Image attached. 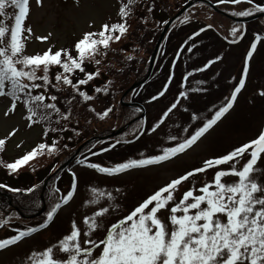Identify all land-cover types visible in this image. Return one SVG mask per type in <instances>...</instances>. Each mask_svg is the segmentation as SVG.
<instances>
[{
  "label": "rangeland",
  "instance_id": "obj_1",
  "mask_svg": "<svg viewBox=\"0 0 264 264\" xmlns=\"http://www.w3.org/2000/svg\"><path fill=\"white\" fill-rule=\"evenodd\" d=\"M182 1L185 0H174L173 4L176 7L177 5L181 6ZM190 1L194 0H188L187 3ZM254 2L261 6L264 5V0H254ZM218 7V10H215L207 4L197 3L195 7L182 14L164 35L149 80L128 92L131 86L139 83L148 71L149 61L162 32V29L156 26L155 32L148 38L145 48H142L137 56L142 60V63L139 64L141 70L139 78L142 79L133 82L126 90L117 94L115 99L94 95L93 100L86 102L88 108L95 109V111L89 112V117L84 119L85 121H82V118H77L80 121V123L77 121L80 128L82 126L84 130L80 139L85 141L93 137L96 139L83 146H78L81 148L76 156V149L70 154V148L64 154L53 153L50 156H42L37 160L35 167L25 168L26 170L18 171V173L9 174L4 167L0 168V182H7L12 186L15 185L14 187L27 189L30 187L29 184L38 186L36 181L39 178L42 179L41 187L37 191L41 198L38 204L33 205L34 212L25 213L18 208L19 205L24 208L28 207L30 202L26 199L27 192L19 191L17 195H11L0 191V221L7 220L6 224L0 226V239L10 238L17 231H23L39 223L40 220L36 217L39 215L42 217L51 205L53 177L63 174V189L65 190L63 194H66L71 188L72 174L74 173L78 177V185L73 198L67 205H62L49 226L33 233L17 245L0 250V264H26L27 257L31 252L41 251L66 235L70 231L73 220L83 231V218L92 215L98 207L108 204L105 198L97 206H86V201L92 198L90 191L92 188L115 196L113 203L118 205V211L110 212L103 221L105 226H110L127 215L147 195L169 179L200 166L206 158L225 154L233 147L254 139L261 129H264V97L259 95L264 91V40H260L249 61L245 86L237 95L232 109L186 154H181L162 165L133 169L114 177L103 176L85 167L87 163L110 167L129 159H140L142 158L141 154L145 157L158 154L160 148L169 146L167 140L169 135H190L197 127L202 126L206 118L212 116L210 114H213L216 108L225 102L226 97L230 96L233 86L238 84L243 73L244 58L254 40L253 34L264 35V16L250 22L245 28V34H241L237 39L239 40L244 35L245 37L238 44L232 46L229 44L235 43H230L233 37L229 33L233 26H238V22L234 23L228 20L221 12L233 18H245L234 16L231 13L242 11L250 5L246 3L240 5L219 4ZM174 9L175 7L172 9V13ZM118 11L119 5L116 0H42L40 7L36 5V0H30V14L26 18L25 26L31 28L32 35L27 39L25 54H43L49 48L52 51L72 50L75 42L81 38L83 33L98 32L104 23L121 22ZM182 21L184 22L182 23ZM90 24L92 27H89ZM162 24L160 25L162 26ZM207 25H211V28H207ZM202 27L206 30L200 32L199 36H194L193 34L199 32ZM215 31L220 32L221 35H216ZM45 36L48 37L47 40L36 39V37ZM190 36L193 37L191 40ZM224 38L229 39V44L225 42ZM72 54L75 55V52L73 51ZM218 56L221 57L220 60H216ZM210 60H216V62L203 72L197 71ZM190 72L193 75L185 79L187 73ZM170 76L171 82L169 83ZM166 83H168V91L165 96L150 103L151 97L156 95ZM181 91L186 93L187 99L180 98L178 110H174L170 118L155 133L149 134L144 131L134 143L112 147L116 140L133 139L140 129V110L135 111V108L121 105L120 99H123L124 104L141 103L147 118L145 129H150L158 121L163 111L176 101ZM9 105L10 101L7 98L0 97V139L8 137V133L13 129H18L13 136L6 140L5 150L0 152L3 166L5 158L7 162H11L36 143L46 141L41 137L44 131L40 125H34L32 128L27 127L26 121L23 119L22 106H18L14 114L5 118L3 113ZM106 108H111L112 111L104 120L99 119L97 114ZM193 114L198 117L195 121L192 119ZM127 122L132 123L126 132L121 133V128ZM184 128H188L189 132L184 133ZM117 130H120V134L112 135ZM110 134L111 136L108 138L111 139L96 143L98 137ZM78 135L76 134V136ZM18 144L20 147H17ZM101 145L108 151H103L100 148ZM82 150L87 152L83 155H87L91 160H87V162L82 160L83 164L75 162L76 167L67 172L59 170V167L65 165L69 159L74 162ZM93 153H98V155H93ZM257 166L261 172L254 178L264 184V159L258 161ZM213 175L214 171L209 170L207 174H198L193 180L185 182L175 194L177 201L183 192L193 184L198 188L204 181H211ZM7 178H11L9 181L15 179L17 183L12 184ZM235 179L226 177L225 181L232 183ZM24 180L29 183L25 184ZM116 189L120 191L117 192ZM14 209H18V212H15ZM167 215L168 213L164 211L160 213L166 223ZM169 227L171 226L169 225ZM103 235V231H97L93 235V239L101 238ZM57 255L60 254L57 253Z\"/></svg>",
  "mask_w": 264,
  "mask_h": 264
},
{
  "label": "snow or ice",
  "instance_id": "obj_2",
  "mask_svg": "<svg viewBox=\"0 0 264 264\" xmlns=\"http://www.w3.org/2000/svg\"><path fill=\"white\" fill-rule=\"evenodd\" d=\"M135 3L136 0H122L118 11L121 22L104 23L98 32L83 33L72 50L52 51L49 48L43 54L26 55V42L32 35L31 28L25 26L26 18L30 14V0H0V97L10 101L3 113L4 117L14 114L17 107L22 106L23 119L28 128L44 125L45 137L49 133L65 131L61 121H69L70 110L64 112L58 107L59 98L51 94V89L56 92L71 89L69 94H75L73 98L78 96L84 102L93 100V96L81 91L80 86L93 80L98 73L86 72L83 65L86 61L99 65L100 60L96 57L106 55L111 43L120 41L127 33V18ZM218 3L250 5L242 11L231 13L234 16L248 17L255 13H264V6L254 0H218ZM36 5L42 6V0H36ZM8 9L13 11L9 13ZM9 20L12 21L10 25L7 23ZM207 28H211V25H207ZM205 30L202 27L193 35L199 36ZM241 33L242 27L233 26L229 33L233 37L230 43H237ZM192 38L189 37L190 40ZM36 39L44 41L48 37ZM261 39L260 35H256L251 43L244 58L243 73L238 84L233 86L230 96L216 108L210 119H206L190 135H169V146L160 148L158 154L152 156L145 157L141 154L140 159H129L110 167L97 163H87L85 167L103 176L114 177L129 170L162 165L186 154L232 109L237 95L245 86L249 61ZM73 51L75 55L72 54ZM220 59L221 57H216V60ZM216 60L208 61L197 71L203 72ZM53 67L60 69L54 75V83L53 78H50ZM77 71L83 73L84 78L77 79L74 83L72 76ZM191 75L193 73H187L185 79ZM168 81L171 82V76ZM104 90L106 86L105 89L97 87L94 91L100 93ZM167 91L168 83L149 102L158 101ZM259 95L264 97V91ZM180 98L187 99L184 91L163 111L158 121L144 131L155 133L174 110H178ZM111 111V108H106L97 115L104 120ZM192 119L195 121L198 117L193 114ZM143 123L142 121L141 126ZM54 124L58 127H53ZM16 131L18 129H13L8 137L0 139V151L5 150L6 140ZM183 132L188 133L189 129L184 128ZM55 150V141L51 145L40 143L4 167L9 174L18 173L19 169L38 155L45 154V151L52 155ZM261 159H264V129L254 139L233 147L225 154L206 158L200 166L169 179L110 226H105L103 221L110 212L118 211V205L113 203L115 196L92 188V198L86 201V206H97L105 198L107 206L98 207L92 215L83 218V231L73 220L66 235L41 251L31 252L26 264H264V184L254 178L261 172L257 166ZM77 163L84 162L78 159ZM209 170L214 171L211 181H204L198 188L193 184L177 201L175 194L185 182L193 180L198 174H207ZM226 177L236 179L227 183ZM77 185L78 177L73 173L70 190L51 204L43 222L38 227H28L17 231L10 238L0 239V250L17 245L33 233L46 229L62 205H67L73 198ZM5 187L6 185L0 184V189ZM8 191L20 190L8 188ZM33 191V188L27 189L29 193ZM162 211L168 213L167 223L160 216ZM6 223L7 220L0 221V226ZM97 231H103L104 235L93 239Z\"/></svg>",
  "mask_w": 264,
  "mask_h": 264
},
{
  "label": "trees",
  "instance_id": "obj_3",
  "mask_svg": "<svg viewBox=\"0 0 264 264\" xmlns=\"http://www.w3.org/2000/svg\"><path fill=\"white\" fill-rule=\"evenodd\" d=\"M116 2L120 8L122 6V0H116ZM123 2H127V0H123ZM173 2L174 0H136V3L132 6L131 14L127 18V33L121 38L120 41L111 43L106 55L96 57L98 60H100L99 65H96L91 61H86L84 63L83 67L85 68L86 72L98 73V75H96L94 79L89 81L86 85L80 86V90L86 92V94L90 96H93V98L94 95H102L108 99H115L117 94H120L122 91L126 90V88H128L133 82L140 81L142 78H139L141 72L139 64L142 63V60L137 57L140 50L145 48L148 38L151 37L155 32L154 29L156 26L162 29L164 23H166L175 14L179 7L185 5L188 0L182 1L181 6L177 5V7L173 4ZM210 3L214 4L213 1ZM174 7L175 9L172 13V9ZM149 9H151V11H149ZM12 11V9H8L9 13ZM7 23L10 25L12 21L9 20ZM160 24H162V26ZM101 51H103V49H101ZM129 57H131V59H129ZM57 71H60V69H55L53 67L50 70V78H53V83L55 82L54 75ZM41 74L42 73H38V75ZM83 78L84 74L80 73L79 71L74 73L72 76L74 83L77 79ZM105 86L106 90L100 93H96L94 91L97 87L105 89ZM71 92V89H65L63 92H56L55 89H51V94H55L59 98L58 107L64 112H68L70 110L69 121H61V124L66 130L62 132L58 131L55 133H49L50 142L53 143V141H55L57 144L54 154H64L70 148V154H72L76 147L85 141L84 139H80L84 133V130L82 129V126L80 128L78 124L80 121L77 120V118H82V121H85L84 119L89 117V112H91L89 109L91 108H88L86 102H84L78 96L73 98L75 94L70 95L69 93ZM69 101H71V103H69ZM42 126L44 129L45 126ZM52 126L58 127V125L55 124ZM76 128L78 130H75ZM77 133L79 134L78 136H76ZM42 156L50 155H48L45 151V154L38 155L29 164L19 170L24 171L28 168L35 167L37 160L41 159ZM5 160L4 165H6V163H12L15 161L13 160L12 162H7V160ZM2 164L3 162L0 156V168L4 167ZM4 169H6V167H4ZM6 171L8 170L6 169ZM9 179L11 178H7L8 181ZM9 182L12 184L17 183L15 179L10 180ZM41 182L42 179L39 178L36 181V183L39 184L38 186L34 184L33 187H31L32 184H29L30 187L34 189V191L26 195V199L30 202L28 207L25 206L26 208H24L21 205H17L20 211L25 213L29 211H35V207L33 205H36L39 202L40 193L37 191L41 187ZM1 183L4 184L3 182ZM24 183L27 184L29 182L24 180ZM8 185L12 186L10 184ZM14 186L15 185H13V187ZM14 188L18 189V187ZM0 191L4 190L0 189ZM53 197L54 194L52 192V197L50 199H53Z\"/></svg>",
  "mask_w": 264,
  "mask_h": 264
},
{
  "label": "water",
  "instance_id": "obj_4",
  "mask_svg": "<svg viewBox=\"0 0 264 264\" xmlns=\"http://www.w3.org/2000/svg\"><path fill=\"white\" fill-rule=\"evenodd\" d=\"M193 4V2H191V3H188L187 5H185L172 19H170L169 21H168V23L165 25V27L163 28V30H162V32H161V34H160V36H159V38H158V41H157V43H156V46H155V48H154V51H153V57L155 56V54H156V52H157V49H158V47H159V45H160V43H161V41H162V39H163V37H164V34L166 33V31H167V29L169 28V26H170V24L177 18V17H179L187 8H189L191 5ZM233 20H236V19H233ZM236 21H240V20H236ZM152 65H153V58H151V60H150V66H149V68H148V72H147V76H146V78H148L149 77V75H150V73H151V70H152ZM138 86V84H133L132 86H131V88L129 89V91L128 92H130L131 90H133L134 88H136ZM128 106H130V105H128Z\"/></svg>",
  "mask_w": 264,
  "mask_h": 264
}]
</instances>
